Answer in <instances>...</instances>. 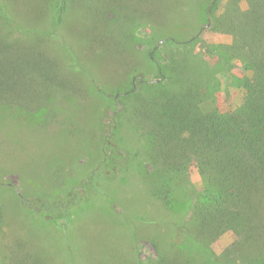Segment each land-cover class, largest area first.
<instances>
[{
	"label": "rangeland",
	"instance_id": "1",
	"mask_svg": "<svg viewBox=\"0 0 264 264\" xmlns=\"http://www.w3.org/2000/svg\"><path fill=\"white\" fill-rule=\"evenodd\" d=\"M212 2L0 0V264H158L182 247L191 264H225L234 233L212 243L208 260L187 233L192 209L182 218L150 200L142 181L144 130L129 119L120 138L112 130L123 97L161 79L168 50L158 41L165 37L176 38V50L193 40L187 46L214 73L203 88L202 113L229 116L241 108L252 73L212 52L234 37L211 29L209 11L204 15L211 6L222 15L233 2ZM239 6L247 10L248 0ZM112 8L121 19L113 20ZM116 147L129 168L111 181L101 161ZM202 187L200 167L191 162L173 193L192 201ZM149 237L163 239L160 250Z\"/></svg>",
	"mask_w": 264,
	"mask_h": 264
},
{
	"label": "trees",
	"instance_id": "2",
	"mask_svg": "<svg viewBox=\"0 0 264 264\" xmlns=\"http://www.w3.org/2000/svg\"><path fill=\"white\" fill-rule=\"evenodd\" d=\"M218 1L213 0L212 5ZM231 1L233 4L224 14L216 15L211 6L204 15L209 11L206 24L211 29L234 37L231 45L211 47L212 52L223 62L235 61L252 73L246 81L241 108L229 116L219 109L202 113L198 106L203 88L214 73L194 48L187 46L193 40L183 43V50H176V38L165 37L158 41H163L168 50L166 64L160 67L161 79L143 81L123 97L122 110L115 116L112 130L120 138L128 119L144 130L147 149L141 161L145 172L142 181L150 200L175 210L182 218L189 207L192 209L189 220L194 226L187 233L208 260L209 255H214L212 243L232 232L237 240L225 250L223 263L264 264V0H248L244 11L240 0ZM110 10L113 20L120 18L118 9ZM23 30L52 38L51 33ZM67 54L74 58V52L69 50ZM110 139L104 129V148ZM116 148L117 155L106 154L101 161V165H108L104 174L111 181L129 168L123 159L124 149ZM133 154L132 161L137 160V152ZM191 162L200 167L203 187L189 201L173 190L174 182ZM87 185L88 181L82 183V187ZM76 200L74 196L72 202ZM157 223L149 221L148 225ZM150 239L160 250L163 239ZM184 250L182 247L173 260L162 255L158 264H191L184 259Z\"/></svg>",
	"mask_w": 264,
	"mask_h": 264
}]
</instances>
